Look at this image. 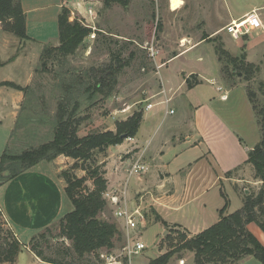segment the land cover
<instances>
[{
    "label": "crops",
    "instance_id": "0c3cea01",
    "mask_svg": "<svg viewBox=\"0 0 264 264\" xmlns=\"http://www.w3.org/2000/svg\"><path fill=\"white\" fill-rule=\"evenodd\" d=\"M37 1L40 0H21L26 20V34L31 39L26 43L35 47L25 49L24 52L10 54L15 37L0 28V156L8 146L24 98L22 91L2 85V83L11 82L22 87L26 86L32 77V70L38 62L42 48L59 44L58 35L55 31L53 32V28L47 24L42 25L43 22L38 13L43 7L39 6ZM92 5L95 12L103 8L101 0H55L53 3L48 0L44 7L49 10L47 14H49L50 20L57 21L62 6H66L70 10V14H74L72 9H75L86 16L88 7H92ZM52 6L55 7L54 10H51ZM114 6L119 5L112 7ZM253 10L256 11L262 22L260 29L238 38H234L225 30L226 25L232 20L239 19ZM261 10H264V5L252 6L250 10L240 15H233L229 12L221 23L213 29L205 31L206 37H197L194 33H183L178 38L180 45L183 39L186 40L184 44L189 42L190 45L177 52L172 45L176 40H171L172 46L169 50L171 54L167 48L157 50L158 55L161 56L160 61H163L157 62L155 58V63H161L163 66L176 55L187 52L208 42L207 39L219 35L223 48L232 56L244 53L246 62L259 65L258 76H260L261 64L264 61L262 59L254 60L253 54L264 45V13H259ZM175 11L171 10L168 5L170 15H173ZM31 14H36L39 17L36 23L30 16ZM88 27L96 29L95 21L93 27ZM257 31H259V35L251 37V34ZM177 37H179L178 34ZM215 59L217 61L216 55ZM190 75L182 76L175 87L169 84L168 79L164 83L160 78L164 92L161 93L160 90L156 93L151 102L157 103L170 98L168 108L172 109L173 113L165 115L166 105L160 103L144 110L138 132L133 136L134 143L123 142L115 146V148L122 146V157L126 159L128 156L123 154L124 149L138 148V146L148 144L145 161L149 170L132 181V187L129 188L132 205L143 204V198H145V202H149L153 212L159 216L160 220H154V222L157 221L161 224L163 233L167 231L162 221L169 225V228L172 226L180 228L189 237L216 223L219 219V208L222 206V203L219 206V200L208 204L209 201L204 199L199 208V211L202 212L201 215L193 214L194 211L186 214L183 209L188 204L191 205L198 197H194L191 191L204 184L209 190L206 193L201 192V196L214 188L218 195L217 190L220 187H223L220 189H223L227 195L225 185H229L242 204V198L237 193L240 189L239 183L246 182L252 186L258 184V181L252 177L251 165L245 163V160L248 150L252 149L260 139L259 127L252 105L247 98L244 83L229 85L225 83L227 89H224L221 80L219 82L215 77L204 78L203 75L195 73L198 84L187 88L185 79ZM259 78L264 82V78ZM205 84L213 89L208 92L212 94L207 95V100L200 102L197 94H204L205 91H198V93L196 91L200 86L204 87ZM239 86L244 89L235 94L234 89ZM224 95L225 99H223ZM236 97H238V106L242 109L240 115L234 113L233 103L230 102V100L233 102ZM216 98L218 103L213 102ZM179 112L181 115H178ZM161 126H164L162 131ZM110 151L113 153V150ZM72 162L71 158L59 155L52 161H41L0 184L2 222L7 224L22 244L21 251L28 252L31 259L38 260L27 247L31 238L72 210V204L64 192L65 183L62 178L58 177V171ZM115 166L114 159L106 164L107 188L118 186L121 179L118 172L114 170ZM238 169L244 172L242 176H235V171H240ZM228 172L232 174L227 175ZM123 176L122 170V178ZM245 189L247 188L242 189L244 193L248 191ZM204 210H207L205 215H203ZM226 212L233 211L227 209ZM153 215L155 216L154 213ZM247 228L264 246V232L253 222L249 223ZM119 231L123 243L124 235L120 228ZM131 264L145 263L139 257H134ZM236 264L262 263L252 256H247Z\"/></svg>",
    "mask_w": 264,
    "mask_h": 264
},
{
    "label": "rangeland",
    "instance_id": "374dc122",
    "mask_svg": "<svg viewBox=\"0 0 264 264\" xmlns=\"http://www.w3.org/2000/svg\"><path fill=\"white\" fill-rule=\"evenodd\" d=\"M182 1L183 4L181 8L176 10L173 15H170L168 12L167 0H131V3L126 8L114 6L110 9L102 8L96 12L93 8V4L92 8L95 14L90 15L87 12L86 16L72 9L74 14H70L69 21H74L76 19L82 25L92 27L95 21L96 29H92V32L84 39L82 45L78 47L75 53L55 60H47L48 63L44 70L40 67V52L38 62L32 70V77H30L31 79L29 78V83L24 87L20 86L24 88V92L22 91L24 98L6 149L12 154H19L26 149L37 147L39 144L51 140L53 135L54 113L57 101L62 94V74L66 71H83L92 67L98 68L110 63L115 65V63L118 64L119 61L121 64H124L117 75V83L111 96L104 99L98 97L94 104L88 109L84 108V105L81 106L80 112L76 117H83L77 125L78 136H84L91 131L110 130L115 132L117 124L132 117L135 113L141 112L143 115L145 106L148 103H154L151 102L154 99V95L163 88L160 78L164 83L166 79H168L170 81L169 84L175 87L180 82L182 76L199 73L203 75L204 78L215 77L219 82L221 80L224 89H227L224 85L225 83H228V85L233 82H235V84L244 83L245 90L249 89V91L257 95L259 93L258 85L260 81H262L259 77L262 79L264 78V62L261 64L260 76L256 73L248 81H244L243 73L239 72L240 75L237 74L234 78H231L234 80L231 83L228 79V75H224L221 73L222 71L220 72L221 65L215 59L213 45L216 43L220 44L221 38L219 35L207 39L206 41L208 42L187 52L176 55L163 66L161 63H155V58L157 62L160 61L161 56L160 54L158 55V51L162 48H167L169 51L171 49L170 46L173 45V48L179 52L188 47L190 45L189 42L180 45L178 38H180L183 33H194L197 37H206L207 33L205 31L211 30L221 23L224 16L229 12L233 15L243 14L250 10L252 6H263L264 0ZM51 2L53 3L55 0H51ZM47 3L48 0L37 1V4L43 7L40 13H38L43 24H39H47L50 28H53V32L55 31L58 35L57 21L50 20L49 14H47L49 10H46L44 7ZM54 8L55 7L52 6L51 10H54ZM259 13L263 14L264 10L259 11ZM30 16L34 19V23L39 20L36 14H31ZM95 17H97L96 20ZM0 28H4V22H0ZM9 33L12 34L11 32ZM47 34L49 35L50 33ZM177 34L179 37H177ZM256 35H259V31L252 33L251 37H255ZM14 37L15 40L10 54L14 52L19 53L20 51L24 52L25 49L35 47L20 40L16 36ZM173 39L176 40V42L171 45V40ZM150 48H153L154 51L158 50L154 57L150 56ZM169 54H171L170 51ZM253 56L254 60L258 61L262 59L264 61V45L259 47ZM162 61L163 60L160 62ZM156 65L161 66L157 69ZM227 69H231V67L227 66ZM202 87L203 86H200L196 91V93H198V91H205L204 94H197V98L200 102L207 100V95L209 96L212 94L208 93L209 91L211 92L212 89L210 86L205 84L204 87ZM242 89H244L242 86L236 87L234 93L238 94ZM213 102L218 103V99H214ZM230 102L233 103L232 108L234 109V113L237 115L242 114V109L238 106V97H236L233 102L230 100ZM82 103L85 104V101L83 100ZM178 115H181L180 112ZM162 127L164 126H161V131L163 130ZM123 142L130 143L125 139ZM115 146H110L104 151L96 153L94 160L88 161L86 166L94 167L98 164H103L102 169L105 171L104 177L106 179V164L114 159V161H116V168L114 170L118 172L119 178H121L119 180L120 184L122 182V167L125 166L127 162H125L122 157V146L119 148H115ZM127 149L135 151V149L131 147L123 151ZM110 150H113V153H111L112 151ZM124 153L125 152H123V154ZM75 163L77 162L73 160L71 164L59 170L58 177L62 178L60 176V172L62 171H71L78 177L84 176L85 171L81 168L85 166H83L82 161L78 163L79 167L72 170ZM235 172V176H242L244 173L241 170ZM6 173L7 172H2L1 175L3 176ZM134 178L135 177H133L129 183L131 187ZM62 180L64 181L63 178ZM86 184L89 188H92V181L88 180ZM260 184V181H258V184L255 186H252L250 183L241 182L239 183L240 189L237 193L242 198L243 188H247L248 191L249 188H252L253 191H257ZM220 188L217 190L218 195L216 194V188H214L203 196L200 195L201 192L206 193V191L209 190L207 185L203 184L201 187L194 188L191 194L194 195V197H198H196L191 205L188 204V206L183 209L184 213L190 214L191 211H194L193 214L201 215L202 212L199 211V208L204 199L209 201L208 204L219 200V206L222 203V206L219 208L220 210L223 207V198L219 192L220 190L224 192V190ZM225 190L229 198L227 209L229 211H235L240 208V198L233 192L231 187L225 185ZM248 191L245 192L248 193ZM145 201L146 199L143 198V204H137L140 205L147 216L146 228L142 230L140 235V239L146 245V249L136 257H139L145 264H149L150 260L155 259L161 254L177 250L173 252V256L166 264H177L179 259H184L185 264H195L194 254L192 252L182 249L178 250L182 243L180 242L182 235H185V238H189V236L180 228L173 226L166 228L167 232L163 233L161 224L157 221L154 222L155 216L152 213L149 202ZM113 210V206L106 203V209L102 217L118 225L117 220L113 216ZM206 212L207 210H204L203 215H205ZM7 229L10 230L7 224L3 223L2 234L5 235V230ZM68 245L69 241L67 240H50V243L43 248L44 255L48 257H57L58 259L64 256L65 261H74L78 264H97L92 256H87L78 260L75 258L73 259L70 253L64 255L63 249ZM121 245L122 241L118 242L116 244L117 247L111 250V254L116 255ZM27 247L29 248L28 245ZM59 251L62 254H60ZM37 259L39 261L31 259L28 252L21 251L18 253L14 263L0 262V264H47L40 258L37 257ZM109 264L116 263L110 262Z\"/></svg>",
    "mask_w": 264,
    "mask_h": 264
},
{
    "label": "trees",
    "instance_id": "16d2710c",
    "mask_svg": "<svg viewBox=\"0 0 264 264\" xmlns=\"http://www.w3.org/2000/svg\"><path fill=\"white\" fill-rule=\"evenodd\" d=\"M101 2L103 9H109L113 5L126 7L130 0H101ZM69 16L70 10L62 6L57 16L59 44L43 47L40 54L42 70L46 67L47 60H55L75 53L84 39L92 32L90 27L82 25L76 19L69 21ZM0 22H4L3 29L11 32L20 40L24 42L31 40L26 34V20L21 0H0ZM213 48L217 61L221 65L220 72L228 75L231 83L234 81L231 78L239 72L243 73L245 81L256 73L258 74L259 65L246 62L244 53L232 56L221 43L214 44ZM123 66L124 64L119 61L115 65L110 63L83 71L64 72L62 74V94L57 101L54 113L51 140L19 154H12L5 149L0 156V184L41 161H52L59 155L72 158L77 162L72 170L79 167L80 161L85 166L81 168L85 171V175L81 177L71 171L60 172L66 184L64 192L72 204V210L60 218L57 223L33 236L28 243L29 250L47 264H78L74 261H65L64 256L61 259L45 256L43 248L50 243V240L69 241V245L63 249L64 255L70 253L73 259L78 260L92 256L97 264H105V259L101 255L111 254V250L117 247L116 244L122 241L118 225L102 217L106 209L103 193L107 188L105 171L102 169L103 164L90 167L86 166V163L94 160L96 153L110 146L121 144L128 136H135L142 113H135L132 117L117 124L115 132L91 131L84 136L77 134V125L83 117H76L82 105L88 109L98 97L104 99L111 96L117 83V75ZM227 66L231 69H227ZM185 84L187 88L198 84L195 75L191 74L186 78ZM2 85L24 92V88L11 82H4ZM258 91L256 95L249 89L246 90L259 127L260 139L252 149L248 150L245 162L251 165L254 180L260 181L261 184L257 191L249 188L248 193L243 192L241 207L231 213L226 212L229 205L228 196L220 190L224 205L219 210L218 221L189 238L182 235L180 238L182 243L178 250L192 252L195 264H236L247 256H252L264 264V246L247 228V225L253 222L264 232L263 81H260ZM83 100L85 104L82 103ZM2 172L7 173L2 176ZM88 180L92 181V188L87 186ZM236 190H238L237 187ZM152 213L155 214V220H160L153 210ZM162 223L169 228L164 221ZM2 232L3 222L0 212V262L14 263L23 248L22 244L11 230H5V235ZM175 251L163 253L150 260L149 264H166Z\"/></svg>",
    "mask_w": 264,
    "mask_h": 264
},
{
    "label": "built area",
    "instance_id": "2783aa9c",
    "mask_svg": "<svg viewBox=\"0 0 264 264\" xmlns=\"http://www.w3.org/2000/svg\"><path fill=\"white\" fill-rule=\"evenodd\" d=\"M87 12L90 15H94L92 7H89ZM261 27L262 22L256 11L253 10L239 19L232 20L226 25L225 30L234 38H238L246 36L253 30L260 29ZM149 51L152 57L157 53L153 48H150ZM160 66L156 65V68L158 69ZM163 92L164 90H161V93ZM225 98L226 96L224 95L223 99ZM169 102L170 98L157 102L158 104L166 105L165 115L173 113V110L168 108ZM157 103H148L145 106V110L152 108ZM125 140L134 143V139L131 136L126 137ZM147 147L148 144H144L143 146L134 148L135 151L128 149L125 151L124 154L128 157L124 159L127 164L122 167L124 172L122 182L116 187L107 188L103 193L106 203L113 206V216L119 224L118 228H120L124 235L123 243L116 255H101L105 259V264H109L110 262L131 264L132 258L140 255L146 249V245L140 239L142 230L146 228V216L139 204L132 205L129 196V183L133 177H139L149 170L148 164L145 161ZM177 264H185V260L179 259Z\"/></svg>",
    "mask_w": 264,
    "mask_h": 264
},
{
    "label": "bare ground",
    "instance_id": "6f19581e",
    "mask_svg": "<svg viewBox=\"0 0 264 264\" xmlns=\"http://www.w3.org/2000/svg\"><path fill=\"white\" fill-rule=\"evenodd\" d=\"M183 1L182 0H168V5L171 10H177L181 7ZM185 39L182 40V44L184 45Z\"/></svg>",
    "mask_w": 264,
    "mask_h": 264
},
{
    "label": "water",
    "instance_id": "95a60500",
    "mask_svg": "<svg viewBox=\"0 0 264 264\" xmlns=\"http://www.w3.org/2000/svg\"><path fill=\"white\" fill-rule=\"evenodd\" d=\"M240 75V73H238ZM247 192V191H246Z\"/></svg>",
    "mask_w": 264,
    "mask_h": 264
}]
</instances>
